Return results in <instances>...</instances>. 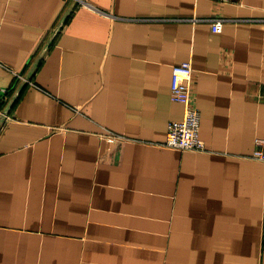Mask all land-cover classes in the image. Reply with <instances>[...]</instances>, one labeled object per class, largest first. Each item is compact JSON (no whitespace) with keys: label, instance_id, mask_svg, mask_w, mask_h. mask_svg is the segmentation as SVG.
<instances>
[{"label":"crops","instance_id":"crops-1","mask_svg":"<svg viewBox=\"0 0 264 264\" xmlns=\"http://www.w3.org/2000/svg\"><path fill=\"white\" fill-rule=\"evenodd\" d=\"M257 137L264 0H0V264H264Z\"/></svg>","mask_w":264,"mask_h":264},{"label":"built area","instance_id":"built-area-1","mask_svg":"<svg viewBox=\"0 0 264 264\" xmlns=\"http://www.w3.org/2000/svg\"><path fill=\"white\" fill-rule=\"evenodd\" d=\"M218 3L232 2L233 0H214ZM209 22L210 30L219 32L222 24L231 18L212 16L205 18ZM18 75V74H16ZM192 66L189 60L172 65L170 99L179 102L183 107L182 117L170 120L167 124L164 146L178 150L202 151L204 142L199 137V111L193 102L191 91ZM253 157L264 160V137L254 139Z\"/></svg>","mask_w":264,"mask_h":264}]
</instances>
